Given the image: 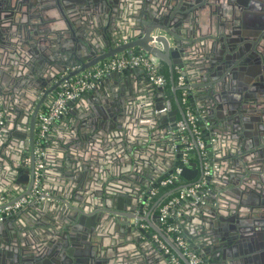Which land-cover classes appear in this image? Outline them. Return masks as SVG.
<instances>
[{
	"label": "water",
	"instance_id": "water-1",
	"mask_svg": "<svg viewBox=\"0 0 264 264\" xmlns=\"http://www.w3.org/2000/svg\"><path fill=\"white\" fill-rule=\"evenodd\" d=\"M69 1L67 7L66 0H0V104L7 117L0 135V172L5 183L0 197L15 199L12 192L20 189L16 186L27 167L32 177L33 167L23 157L31 154L37 115L65 79L117 53L140 48L168 65L173 95L165 101L160 97L161 93L166 98L164 89L153 88L150 94H142L132 91L126 79L116 80L109 93L112 101H108L111 121L109 117L98 120L95 114L88 124L83 120L86 126L76 124L64 140L59 139L66 146L59 147L67 150L66 159L57 166L60 176L68 168L100 166L102 171L94 173L93 190L83 195L85 206L72 205L64 212L70 219L32 226L34 250L19 253V247L15 252L17 264H164L161 257L167 256L142 222L190 264L157 223L155 209L160 200L151 205V192L177 167H184L187 180L199 174L197 171L194 178L189 175V168L198 163L184 165L185 145L177 133H172L178 112L185 117L177 95L175 67L183 70L190 83L191 104L200 115L206 140L210 135L220 139L223 167L209 179L217 186L207 199L211 204L190 202L184 208L182 224L187 242L197 250L203 264H264V186L260 190L262 203L258 204L264 55L258 50V37H246L239 29L242 14L258 17L253 10L263 8L264 0H127L125 7L116 4L117 8L107 0L110 6L106 11L96 0ZM54 7L62 12L65 27L50 17ZM74 9L80 14V25L71 16ZM204 11L210 13V28L220 22L225 29L222 35L204 32ZM122 38L133 40L113 47ZM107 40L111 42L104 48ZM75 67L76 71L64 77ZM172 98L178 110L164 114L162 106L167 104L171 110ZM12 123L15 129L8 128ZM23 142L29 143V151ZM89 153L92 158L83 160ZM193 153L200 158L198 150ZM28 181L27 188L31 186V179ZM239 189L251 190L255 202L245 203L236 197ZM216 200L219 205L212 206ZM49 203L35 208L47 213ZM181 207L173 209L175 218ZM87 216L95 221V231L90 228L92 224L84 222ZM11 218L0 220L9 236ZM92 236L100 239V248H95L97 241H92ZM7 241L1 238L0 246ZM77 250L86 253L79 255Z\"/></svg>",
	"mask_w": 264,
	"mask_h": 264
},
{
	"label": "built area",
	"instance_id": "built-area-1",
	"mask_svg": "<svg viewBox=\"0 0 264 264\" xmlns=\"http://www.w3.org/2000/svg\"><path fill=\"white\" fill-rule=\"evenodd\" d=\"M161 69L160 58L148 51L139 49L116 54L91 69L85 70L73 78L64 80L50 101L48 108L40 110L37 115V126L32 151L25 158L26 164L33 167L31 186L25 193L14 200L0 201V220L8 219L25 208L54 201L53 194L43 184L47 166L46 144L54 123L68 113L74 102L81 100L88 92L95 89L105 77L114 72L142 71L154 88L164 89L167 86L168 79L161 72ZM176 73L177 86L181 89V102L185 106V117L177 121L176 130L172 133H177L180 142L185 145L183 149L184 165L195 162L191 160L190 153L198 150L200 154L199 159L203 164V172L198 181L181 186L178 193L161 206L157 223L164 227L165 234L169 240L183 252L190 264H201V257L189 246L182 227L174 221L170 222L169 218L174 217L173 209L182 203H206L210 184L209 179L219 173L221 167L219 164L213 163L208 154L207 141L204 138L203 130L199 127V115L191 104L187 77L181 68H178ZM165 110L166 108L161 109V112ZM5 123L6 112L2 104H0V129ZM188 129H191L194 137L193 141L189 140L186 136ZM183 171L184 167H177L174 172L161 180L159 186L168 187L181 182L184 178ZM156 188L151 192L152 198L156 195ZM3 198L0 197V200ZM141 224L146 226L143 222ZM153 240L167 256L169 264H183L179 255L159 234L154 233Z\"/></svg>",
	"mask_w": 264,
	"mask_h": 264
},
{
	"label": "crops",
	"instance_id": "crops-1",
	"mask_svg": "<svg viewBox=\"0 0 264 264\" xmlns=\"http://www.w3.org/2000/svg\"><path fill=\"white\" fill-rule=\"evenodd\" d=\"M224 1V0H222ZM226 1V0H225ZM224 1V2H225ZM253 12H258V10H253ZM62 12H57L55 9L52 11V13H49L50 17H53V19L56 21V23L59 22V27H65L64 21H63V16L61 14ZM209 12L204 11V16H203V24H204V32L205 33H220V35L223 34V30H225L223 27H220L219 24L220 22H214L212 27L210 28L209 26ZM241 15V14H240ZM216 16H213V20ZM251 18V17H250ZM61 19V20H60ZM252 24L249 25V27L245 28H239L241 31L245 32V34L251 33L254 34L258 30V21L255 20V17H252ZM167 65V64H166ZM168 67V65H167ZM180 68V67H175V71ZM169 69V67H168ZM8 75V74H6ZM2 74L0 75L1 78ZM127 80V84L129 85L130 89L134 92L136 91H143L142 94H147L153 92V87H151L149 81L145 77L144 73L142 71L134 70V71H126V72H114L110 74L109 76L105 77L95 89L92 91L88 92L81 100L76 101L72 104L70 107L68 113L64 115L62 118L58 119L52 128V132L49 135L48 142L46 144V170H45V177L43 184L44 186L53 194L54 196V201L50 202L49 204L51 205L50 210L46 213L44 211H38L35 207H28L17 214L13 215L12 218L9 221L10 224V233H18L20 232L22 236L26 239L32 240V243L36 240L33 236L32 233L26 234V232H30V228H32L33 225H41L46 221L47 223H51L52 219L59 221V222H66L67 219H70L71 217H68L66 215V210L68 208H71V206H75L76 208H81L85 206V203L83 200V195L88 194L93 190V186L90 188L91 180L92 178L96 177L94 173L96 172L97 174L102 171V167L98 166L96 169H90V168H77L75 170H72L70 168L67 169L66 174H62L61 176L57 172V166L60 165V160L64 161L66 159V154L67 150H64V148L59 147V145H63L62 142L61 144L59 143V139L64 140L65 139V134L77 124V126L84 125L86 126V123L88 124L89 119L94 116L95 114H98L97 119L103 121L104 119H107L109 117V121H111V116H110V111H111V105L109 104L112 101L111 94L109 96L110 90L112 86H116V80L119 81H124ZM159 94V93H158ZM173 95V91L169 92L167 89H165L164 96L160 93V97H162V100L165 99V101H168V99ZM151 97V96H150ZM163 102V101H162ZM172 103V109L168 110L169 112H173L178 110V105L177 102L175 101L174 98L171 99ZM50 105V102H45V105L43 106L47 109L48 106ZM167 105V104H166ZM168 106V105H167ZM204 110H200V112H203ZM180 118L181 113L179 112ZM7 118V117H6ZM179 118V119H180ZM86 122H84V121ZM37 126V125H36ZM35 126V128H36ZM5 125L2 127L0 130V135L2 132L5 130ZM8 128L15 129L14 124L12 123L11 125H8ZM85 130V129H84ZM83 131V130H82ZM88 131V129L86 130ZM207 137V135H205ZM1 138V137H0ZM30 139V136L27 137V141ZM1 140V139H0ZM69 140V138L67 139ZM219 137L217 135H210V139L208 141L207 146L210 144L213 147L209 148L207 147L208 154L211 155V160L214 161L215 164H219L221 167V171L223 170V167L221 166L220 162V152L221 149H219ZM23 146L28 147L29 151V143L28 142H23ZM64 146V145H63ZM215 146V147H214ZM66 147V146H64ZM24 149L25 151H27ZM27 151V152H28ZM92 158V153L86 154L85 156L82 157L83 160H89ZM25 160V158L23 157ZM198 159V158H197ZM200 162V161H196ZM195 163V162H194ZM196 169V170H195ZM30 167H27V169L24 171V173L21 175L22 179L19 181V184L16 186L20 188L19 190H16L12 192V197L17 198L21 194L25 193L28 190V186L30 184L31 177V172L29 171ZM189 175L194 178L195 175L197 174V171H199L198 176L195 177L194 180H187L184 179V184L186 185L187 183H191L194 181H198L201 177L200 173L201 170L199 166H191L189 168ZM219 172V173H220ZM218 174V173H217ZM56 176H59L58 180H56ZM218 178L215 177L214 180ZM4 178L2 173L0 172V191H4ZM220 184V182H219ZM11 187V186H10ZM217 188L215 183H210L209 184V190H208V199L211 198L212 194L214 193L213 189ZM236 197H239L240 200H244L245 203H248L251 200H254L255 202V195L252 194V191H247L245 189H239V191L236 194ZM4 198L0 201L7 200L5 196ZM220 199V197H219ZM212 202V201H211ZM208 200L206 203L201 204L208 206ZM58 205V207H57ZM110 206H113L114 204L112 201L109 202ZM182 207L179 209L178 213L176 214L175 222L179 224L183 231L185 230V227L182 224V214L184 212V208H187L190 205V202H185V205L182 203ZM218 206L219 201L216 200L215 203H212V206ZM43 212V213H42ZM175 217V214H174ZM51 218L50 221L48 219ZM64 218V219H63ZM88 220H84V222L88 224H92L90 228H92L95 231V221H93V218H89L88 216L86 217ZM66 219V220H65ZM146 226L148 224L146 222H143ZM45 224V223H44ZM94 224V225H93ZM95 226V227H94ZM142 227H145L147 231L149 230L148 227L144 226L141 224ZM97 233V232H96ZM185 233V232H184ZM95 234V233H94ZM0 240L1 238L4 239H9V236L7 234V231L5 228L0 225ZM97 235V234H96ZM93 239L92 241H97L95 248H100L101 247V241L100 239L96 236H92ZM86 241V240H85ZM88 241V239H87ZM193 249V248H192ZM195 252L197 250L193 249ZM79 255H85L86 251L84 250H77ZM198 253V252H197ZM165 256V254L163 253ZM200 256V255H199ZM84 257V256H83ZM164 258V261L161 260V263L167 262V259L165 257H161V259ZM167 258V257H166ZM3 260V258H2ZM75 264V263H74ZM83 264V263H82ZM201 264L202 259H201Z\"/></svg>",
	"mask_w": 264,
	"mask_h": 264
},
{
	"label": "flooded vegetation",
	"instance_id": "flooded-vegetation-1",
	"mask_svg": "<svg viewBox=\"0 0 264 264\" xmlns=\"http://www.w3.org/2000/svg\"><path fill=\"white\" fill-rule=\"evenodd\" d=\"M97 4L100 5V8L103 9L104 11L107 10V8H109V4H108V1L107 0H96ZM117 0H111V2L114 4V6L117 8L116 4H118L119 7H125L127 5V0H120L119 2H116ZM66 3H67V7H69L70 5V1L69 0H66ZM112 4V5H113ZM54 9L59 12L58 8L57 7H54ZM69 11H72V9ZM75 11V14H72L71 13V16L75 19V22H76V25H80L81 24V17H80V14L78 11H76V9H74ZM258 17H255V20L257 18L256 21H258V30L256 33L254 34H251V33H248L246 34V37H258V50L261 51V53L264 55V35L263 34H260L261 32L264 31V7L261 8L259 7L258 8ZM251 17V18H250ZM63 19V18H62ZM69 20V18H67ZM64 20V19H63ZM252 16H249L248 14H246L245 16L242 14V17L240 19V24H239V27L240 28H247L249 27V25L252 24ZM124 38H122L121 40L118 41V43L116 45H114L113 47H119V46H122L123 44H128L130 43L133 39H129V40H123ZM111 40H107L103 43L102 46H105L104 48H106L108 46V44H110ZM140 48H134L133 50H139ZM109 50V48L106 49V51ZM105 51V50H104ZM127 51H131V50H127ZM125 52V51H124ZM121 53V52H120ZM119 54V53H117ZM116 55V54H115ZM113 55V56H115ZM112 57V56H111ZM259 56H258V60H259ZM166 63L164 61L161 60V66H165ZM167 66V65H166ZM78 69V67H75V68H72L71 70H69L65 75V76H68L70 75L71 73H73L74 71H76ZM260 71V68L258 66V73ZM175 69H174V73H175ZM79 73L77 74H74L73 76H71L70 78H73L75 77L76 75H78ZM69 78V79H70ZM66 80V79H65ZM59 80H57L55 83H57ZM60 86V85H59ZM59 86L54 90V92H52V94L50 95L49 97V100H47L46 102H50L52 100V98L54 97L55 93L57 92V90L59 89ZM151 87H153L152 85H150ZM187 87H189V92H190V83L187 79ZM154 88V87H153ZM155 89V88H154ZM177 95H178V92H177ZM189 96H190V100H191V93H189ZM178 99H179V102L185 112V109L182 105V102H181V99L178 95ZM166 108L164 112V114H168L169 113V108L168 106L164 105L162 106V110ZM42 110V108L40 109ZM178 116V120L180 118V115H179V112L177 114ZM199 119H200V115H199ZM261 130H263L262 134H261V131H260V128L258 126V149L260 147H263V151H258V204H261L262 203V197H261V192L260 190H262L263 188V184H264V124H261ZM207 141V140H206ZM207 144H208V141H207ZM198 156V153L196 154ZM199 156H198V159L196 161H199ZM195 161V162H196ZM198 163V162H197ZM200 170H201V163L199 162L198 165ZM158 215V213H157ZM46 223V221L44 222ZM43 223V224H44ZM31 230V228H30ZM20 232H12V234L10 233V236H9V239H5V240H8L7 243H2L1 244V248H0V261H1V264H17V256L15 255L16 253V250L19 249L20 247V252H24V251H33V247H34V242L32 243V240L30 239H26L24 238V236L21 235V233L19 234ZM19 234V235H17ZM26 234H29L30 235V232H26ZM9 246V247H7ZM18 255V254H17ZM3 258V260H2Z\"/></svg>",
	"mask_w": 264,
	"mask_h": 264
},
{
	"label": "trees",
	"instance_id": "trees-1",
	"mask_svg": "<svg viewBox=\"0 0 264 264\" xmlns=\"http://www.w3.org/2000/svg\"><path fill=\"white\" fill-rule=\"evenodd\" d=\"M161 72L168 79L167 86L164 88V90L167 89L170 92L171 89H172V84H171V80H170V72H169L168 67L166 65L163 66L162 69H161ZM174 75H175V82H176L177 92H178V95H179V97L181 99V89L177 86V73L175 72ZM183 107L185 109L184 105H183ZM41 108L43 110L46 109L43 105H42ZM199 124H200V126H199L200 129L203 130V128L201 127V120H200ZM190 132H191V129H188V132L186 133V136L188 137L189 140L193 141L194 137H193L192 132H191L192 135L190 134ZM203 132H204V130H203ZM205 135L206 134L204 132V138L206 139ZM196 154L197 153H193V152L190 153L191 160H193V161L197 160L198 156ZM182 180H181V182H178V183H176L174 185H171V186H168V187L158 186L156 188V195L152 198V204H151V205H153L154 203H156L157 201L160 200V202L158 203V205L156 206V209H155L156 213H159L161 206L164 205L167 201H169L173 196H175L178 193L179 189L184 184V179H182ZM169 221L170 222H173V221L175 222V217L169 218ZM159 226L162 229V231L165 233L164 227L161 226L160 224H159ZM148 228H149V230L152 231V234L156 233L155 231L152 230V228L149 225H148ZM179 258L182 260L183 264H185L184 260L180 256H179Z\"/></svg>",
	"mask_w": 264,
	"mask_h": 264
}]
</instances>
